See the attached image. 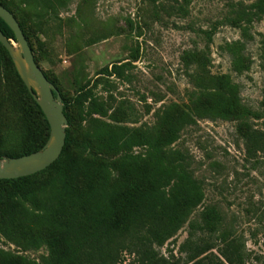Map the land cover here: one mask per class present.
Wrapping results in <instances>:
<instances>
[{"label":"rangeland","instance_id":"1","mask_svg":"<svg viewBox=\"0 0 264 264\" xmlns=\"http://www.w3.org/2000/svg\"><path fill=\"white\" fill-rule=\"evenodd\" d=\"M1 1L62 93L69 130L63 158L114 164L124 153L105 151L92 140V117L98 115L88 112V94L109 114L123 113L130 128H176L172 159L199 181L205 203L223 214L211 250L218 253L234 240L230 247L241 252V264H264V0ZM115 64L120 74H110ZM45 132L0 45L1 159L31 140L39 143ZM11 187L0 181V199ZM190 231L184 222L164 245L153 244L158 256L193 264L182 247ZM0 249L38 264L52 261L45 241L26 245L0 233ZM111 264L150 263L127 241Z\"/></svg>","mask_w":264,"mask_h":264},{"label":"trees","instance_id":"2","mask_svg":"<svg viewBox=\"0 0 264 264\" xmlns=\"http://www.w3.org/2000/svg\"><path fill=\"white\" fill-rule=\"evenodd\" d=\"M0 3L12 12L1 0ZM0 28L8 39L17 42L14 31L2 18ZM0 45L14 64L7 49L1 42ZM114 73H121V65L113 66L110 74ZM22 83L25 95L43 118L46 132L39 143L31 140L10 157L43 149L50 136L44 112L23 80ZM86 101L88 112L98 115L92 117V140L105 151L124 152L123 155L114 164L102 159L70 162L63 158L69 141L66 128L65 146L53 164L29 176L0 179L12 185L0 199V233L26 245L47 242L52 251L51 264H111L127 241L150 264H177L158 256L153 244L164 245L188 222L191 231L182 247L193 264H241V252L230 247L234 240L226 241L218 253L211 250L210 243L222 226L223 214L215 204L205 203L199 181L182 162L172 159L178 153L169 148L177 139L176 128L164 132L133 129L123 124L119 116L123 113L109 114L93 94H88ZM91 145L87 142L84 147L90 150ZM137 146H146V152L133 153ZM199 206L202 209L195 215ZM0 264L38 263L0 249Z\"/></svg>","mask_w":264,"mask_h":264},{"label":"water","instance_id":"3","mask_svg":"<svg viewBox=\"0 0 264 264\" xmlns=\"http://www.w3.org/2000/svg\"><path fill=\"white\" fill-rule=\"evenodd\" d=\"M0 18L14 31L15 47L0 28V42L9 52L17 72L50 124V138L41 150L0 159V179L29 176L46 169L62 154L66 142L67 116L60 90L36 62L32 47L15 15L0 3Z\"/></svg>","mask_w":264,"mask_h":264}]
</instances>
